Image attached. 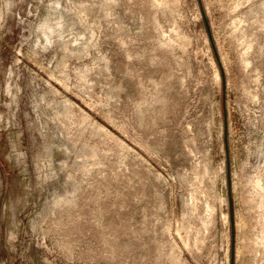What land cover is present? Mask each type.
<instances>
[{
  "label": "rangeland",
  "instance_id": "1",
  "mask_svg": "<svg viewBox=\"0 0 264 264\" xmlns=\"http://www.w3.org/2000/svg\"><path fill=\"white\" fill-rule=\"evenodd\" d=\"M0 264H264V0H0Z\"/></svg>",
  "mask_w": 264,
  "mask_h": 264
}]
</instances>
